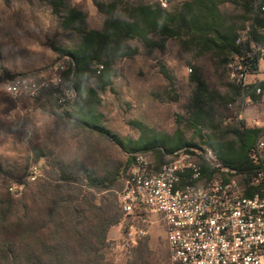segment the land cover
<instances>
[{
    "label": "trees",
    "instance_id": "1",
    "mask_svg": "<svg viewBox=\"0 0 264 264\" xmlns=\"http://www.w3.org/2000/svg\"><path fill=\"white\" fill-rule=\"evenodd\" d=\"M44 1L65 30L80 36V43L73 49L56 48L67 59L61 75L75 97L70 99L53 86L41 92L54 98L55 116L116 144L127 160L118 167L107 161L89 166L84 159L61 160L33 147L35 162L44 159V176L20 183V195L0 196V264H108L110 231L131 218L123 212L114 190L121 179L125 187L137 154L150 156L158 171L179 149L209 148L218 161L237 171L233 177L247 185L255 172L250 156L264 123L248 126L238 109L234 114L230 108L240 97L262 101L264 80L243 84L229 76L240 66L250 75L259 74L264 60V0H184L178 4L166 0V6L160 0H94L104 15L101 30L89 29L87 14L71 0ZM170 41L191 57L193 66L194 88L186 114L177 116L179 128L169 135L134 122L138 138L120 137L106 125L101 98L113 90L119 76L117 63L134 59L142 50L164 52ZM205 59L225 80L223 91L213 87L204 74L199 63ZM160 71L168 81L162 99L177 101L176 81L163 67ZM198 160L203 175L214 172L210 164ZM133 250L137 264L145 263L151 253L150 237L137 236Z\"/></svg>",
    "mask_w": 264,
    "mask_h": 264
},
{
    "label": "rangeland",
    "instance_id": "2",
    "mask_svg": "<svg viewBox=\"0 0 264 264\" xmlns=\"http://www.w3.org/2000/svg\"><path fill=\"white\" fill-rule=\"evenodd\" d=\"M71 1L87 14L89 29L103 28L104 15L94 0ZM182 1L173 0L172 4ZM79 43L80 36L65 30L44 0H0V196L20 195L23 189L20 183L34 182L28 176L35 167L40 170L38 179L44 176V161L35 162L33 147L47 150L61 160L84 159L89 166H99L107 161L118 167L126 162L127 154L116 144L58 120L52 113L54 98L49 92L31 97L8 91L7 75L37 78L44 75L51 82L50 86L60 89L59 83H52L53 76L65 70L68 62L56 48L73 49ZM191 61V57L173 41L164 52L149 54L142 50L134 59L119 61L116 65L119 76L113 90L102 94L108 128L122 138L137 139L140 133L132 123L140 122L159 133L173 135L179 128L177 116L186 114L194 88ZM199 64L213 87L223 91L226 82L215 71L214 64L209 59ZM161 67L176 81L177 101L162 99L168 81L161 73ZM233 78L229 76L231 81ZM256 80H264V60L260 63L259 74L248 75L245 84ZM230 109L234 114L238 109L240 119L248 126L264 123V95L258 103L240 97L236 106ZM12 185L16 186V192L10 191ZM123 188L121 179L114 191L119 194ZM153 219L156 221L158 216L154 215L149 221L130 218L112 228L110 247L106 250L107 263L137 264L133 249L136 232L143 230L145 236L150 237L151 253L142 264H172L166 229L159 222L153 223Z\"/></svg>",
    "mask_w": 264,
    "mask_h": 264
},
{
    "label": "built area",
    "instance_id": "3",
    "mask_svg": "<svg viewBox=\"0 0 264 264\" xmlns=\"http://www.w3.org/2000/svg\"><path fill=\"white\" fill-rule=\"evenodd\" d=\"M160 1L166 6V0ZM234 70L232 76L245 84L250 74L242 66ZM61 73L54 74L52 83H59V90L73 99L75 93L66 87ZM50 84L44 75H16L7 80L10 93L31 97ZM59 103L62 111L64 99ZM199 158L212 166V174L203 175ZM250 158L255 172L242 185L233 177L237 171L218 161L209 148L179 149L158 171L148 155L137 154L119 193L122 210L127 217L142 221L158 216L152 222L166 229L172 264H264V132ZM39 175L35 167L28 179L36 181ZM16 190L10 187L11 192ZM136 234L143 237L146 232Z\"/></svg>",
    "mask_w": 264,
    "mask_h": 264
},
{
    "label": "crops",
    "instance_id": "4",
    "mask_svg": "<svg viewBox=\"0 0 264 264\" xmlns=\"http://www.w3.org/2000/svg\"><path fill=\"white\" fill-rule=\"evenodd\" d=\"M101 98H102V94H101ZM102 100H103V98H102ZM53 113V112H52ZM54 114V113H53ZM55 115V114H54ZM106 116V115H105ZM57 117V116H56ZM58 118V120H61V121H65L66 123H68V124H70L68 121H66V120H64V119H61V118H59V117H57ZM72 127H74V128H76L74 125H72V124H70ZM78 129V128H77ZM81 131H83V130H81ZM85 132V131H84ZM97 136V135H96ZM99 137V136H98ZM103 139V138H102ZM108 141V140H107ZM38 149H40V150H42L43 151V153H45V154H48V155H52V156H54L52 153H50L49 151H47V150H44V149H42V148H40V147H37ZM43 161H44V159H43Z\"/></svg>",
    "mask_w": 264,
    "mask_h": 264
}]
</instances>
